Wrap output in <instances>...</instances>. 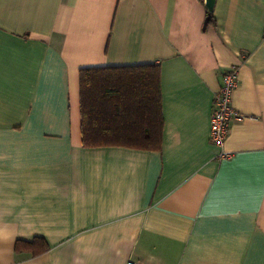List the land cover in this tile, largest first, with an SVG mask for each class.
Returning <instances> with one entry per match:
<instances>
[{"label":"crops","instance_id":"crops-1","mask_svg":"<svg viewBox=\"0 0 264 264\" xmlns=\"http://www.w3.org/2000/svg\"><path fill=\"white\" fill-rule=\"evenodd\" d=\"M0 0V264H264V0ZM160 64V150L81 144L79 69ZM238 69L223 151L213 99ZM42 236L40 254L15 252Z\"/></svg>","mask_w":264,"mask_h":264},{"label":"trees","instance_id":"trees-1","mask_svg":"<svg viewBox=\"0 0 264 264\" xmlns=\"http://www.w3.org/2000/svg\"><path fill=\"white\" fill-rule=\"evenodd\" d=\"M79 108L84 147L160 150L164 127L160 64L81 67ZM48 248L42 236L17 239L14 244L15 252L31 255L43 253Z\"/></svg>","mask_w":264,"mask_h":264},{"label":"built area","instance_id":"built-area-1","mask_svg":"<svg viewBox=\"0 0 264 264\" xmlns=\"http://www.w3.org/2000/svg\"><path fill=\"white\" fill-rule=\"evenodd\" d=\"M238 85V69L236 66H230L222 76V84L219 92L213 99V106L210 115L211 141L222 148L220 156H229L228 152L223 151L225 138L229 133L230 122L237 115L232 103L233 93ZM126 264H144L141 261L129 259Z\"/></svg>","mask_w":264,"mask_h":264},{"label":"water","instance_id":"water-1","mask_svg":"<svg viewBox=\"0 0 264 264\" xmlns=\"http://www.w3.org/2000/svg\"><path fill=\"white\" fill-rule=\"evenodd\" d=\"M213 4H214V0H205V5L208 8L209 14L213 9ZM208 14V16L206 17L205 21H204V26L207 25L209 19H210V15Z\"/></svg>","mask_w":264,"mask_h":264}]
</instances>
